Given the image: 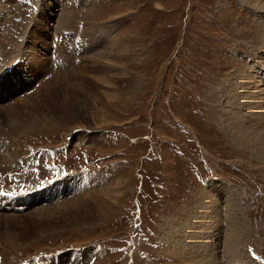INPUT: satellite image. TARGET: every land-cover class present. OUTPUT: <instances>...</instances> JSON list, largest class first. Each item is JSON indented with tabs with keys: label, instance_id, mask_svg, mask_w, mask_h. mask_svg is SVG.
<instances>
[{
	"label": "rangeland",
	"instance_id": "rangeland-1",
	"mask_svg": "<svg viewBox=\"0 0 264 264\" xmlns=\"http://www.w3.org/2000/svg\"><path fill=\"white\" fill-rule=\"evenodd\" d=\"M66 1L0 0V154L11 155L0 156V193L41 196L34 206L0 207V264L45 263V255H56L45 264H181V245L203 247L192 233L206 193L216 198L213 184L226 187L233 222L244 227L239 256L264 264V150L256 153L234 117L247 95L264 100V0H77L73 10ZM76 34L85 45L74 50ZM58 36L72 39L52 48ZM76 63L78 76L63 83L62 68ZM41 85L46 100L27 110L22 97ZM118 181L115 199L103 187ZM79 196L87 203L71 216L32 220L56 197ZM216 202L211 213L224 215L227 203ZM227 254L222 264L236 258Z\"/></svg>",
	"mask_w": 264,
	"mask_h": 264
},
{
	"label": "bare ground",
	"instance_id": "bare-ground-1",
	"mask_svg": "<svg viewBox=\"0 0 264 264\" xmlns=\"http://www.w3.org/2000/svg\"><path fill=\"white\" fill-rule=\"evenodd\" d=\"M66 1V0H65ZM75 2H77V0H67L66 1V3L67 4H65V5H70V6H68L69 8L71 7L72 8V10L74 9V8H76L78 5L75 3ZM80 2V1H79ZM61 4H62V6H63V4H64V2H61ZM79 4V3H78ZM85 4H87L86 3V0L84 1V3L82 4V2H81V6L83 5V7H84V5ZM79 5V6H80ZM73 6H75V7H73ZM95 5H94V3H92V2H90V5L89 6H87V8H89V9H93V7H94ZM67 10V9H66ZM70 10V9H69ZM68 10V11H69ZM61 13H63V15L65 16V17H67L70 13H71V11H69V12H61ZM42 30V29H41ZM74 31V30H73ZM61 32V31H60ZM53 33H59V31H54ZM69 34V33H68ZM32 35V34H31ZM36 35H37V33H36ZM62 35H64L63 33H62ZM77 36H75L74 38H75V40H77L76 41V43H78V44H76L78 47L77 48H74V50H77L78 48H79V46H81V42H82V46H83V39H81V35H78V34H76ZM66 36V35H65ZM80 36V37H79ZM29 38H30V36H28ZM32 37H34L35 39H34V44L35 43H42L43 42V37L42 36H40V35H37V37H35V36H32ZM71 37V36H70ZM70 37H64L63 36V39H60V37L58 36V37H56V39H57V44L58 43H60V42H71V39L72 38H70ZM264 39V38H263ZM133 41V40H132ZM106 43V42H105ZM130 43V42H129ZM68 44V43H67ZM73 44H75L74 42H73ZM118 44V43H117ZM85 45V44H84ZM91 45V44H90ZM58 46V45H57ZM117 46V45H116ZM64 47V48H67L68 46L67 45H65V46H60V48H58V49H60L61 51H66L67 50V52L69 53L70 52V50H68V49H62V48ZM74 47V46H73ZM70 48V47H69ZM87 50H90L91 49V47L89 46V45H87ZM95 48V47H94ZM104 48V47H103ZM114 48V47H113ZM112 48V49H113ZM33 49V48H32ZM73 49V48H72ZM116 49V48H115ZM59 50V51H60ZM91 50H93V49H91ZM102 50V49H101ZM106 50V49H105ZM121 50V49H120ZM59 51H57L58 53H59ZM79 51V50H78ZM104 50H102V53H104L103 52ZM110 51V50H109ZM112 51V50H111ZM113 51H115V50H113ZM31 52V51H30ZM32 53V52H31ZM63 52H61V54H62ZM67 53V54H68ZM74 53V52H73ZM72 53V54H73ZM108 53V52H107ZM121 53V52H120ZM24 54V53H23ZM66 54V53H65ZM98 54H100V53H98ZM109 54V53H108ZM115 55V53H112V55ZM69 55V54H68ZM67 55V56H68ZM74 55V54H73ZM95 55V54H94ZM35 56V53H33V57ZM65 56V55H64ZM71 56V54L69 55V58H71L70 57ZM78 56H79V54H78ZM105 56H107V54H105ZM58 57V56H57ZM82 57V56H81ZM110 57H112V56H110ZM66 58V57H65ZM73 58V57H72ZM101 58V57H100ZM60 59V58H59ZM64 59V58H63ZM68 59V58H67ZM62 60V59H61ZM113 60H115V59H113ZM64 61V60H63ZM67 61V60H66ZM69 61V60H68ZM37 62H38V66H40V67H43V69L41 70V72H43V70H46V69H48L45 65L47 64V60H46V58H45V60H44V62H42L40 59H38L37 60ZM62 62V61H61ZM69 62H71V61H69ZM63 63V62H62ZM55 64H56V62H55ZM57 65V64H56ZM63 65H68V64H63ZM73 65V64H72ZM61 66V65H60ZM62 67V66H61ZM58 68V67H57ZM65 67H63L62 68V70H61V74H59V78L61 77L62 79V82L63 83H68L69 82V79H70V77L69 76H72V77H77L78 76V74H79V72H78V69L80 68V66H79V64H77L76 63V65L75 66H73V68H71L69 71L68 70H63ZM60 69V68H59ZM81 69V68H80ZM47 71V70H46ZM45 71V72H46ZM102 72V71H101ZM56 73V72H55ZM59 73V72H58ZM39 74H40V72H39ZM43 74V73H42ZM71 74V75H70ZM52 76V75H51ZM68 77H69V79H68ZM79 77H81L80 75H79ZM101 77V76H100ZM102 77H104V76H102ZM107 77V76H106ZM54 79V78H53ZM68 79V80H67ZM75 79V78H74ZM41 80V79H40ZM50 81V80H49ZM53 81V80H52ZM41 82H43V84L46 86V82L44 83V81L42 80ZM106 82V81H105ZM42 84V83H41ZM42 84V85H43ZM107 84V83H106ZM239 84V83H238ZM42 85L39 87L38 86V88H35L34 89V91L31 93V95H28V96H24V97H22L23 98V102H25V106H26V108H27V110H30L31 109V111L32 110H34V109H36V108H39L42 104H43V102L46 100V98H47V94H44V91L42 90ZM49 85H50V83H49ZM241 85V84H240ZM246 86H248V85H246ZM250 86V85H249ZM51 87V86H50ZM241 88V87H240ZM46 89V88H45ZM243 89H245V88H243ZM252 91V90H251ZM247 92V91H246ZM252 93H253V91H252ZM244 94V93H243ZM254 95V94H253ZM245 97V96H244ZM239 100H240V98H238ZM241 99H242V96H241ZM246 99H247V101H245L247 104H244V102H242L243 104H244V106L246 107L245 109L246 110H243L242 108H241V106H243L241 103V106H240V104L238 105L239 106V112H238V110H237V112H234L235 114H234V117L235 116H237L239 113H240V115L243 117H241L243 120H241L242 122H239V123H237V125H235L236 127H237V129H239L240 131H243V132H247V134L249 135L247 138H252V139H254L255 141H256V153L257 152H260V150H264V148L262 147V142L264 141V100H263V98H262V96H255V97H250V95H247L246 96ZM244 101V100H243ZM21 103H22V101H21ZM236 104H237V102H236ZM19 105V104H18ZM24 105V104H23ZM236 107V106H235ZM10 108V107H9ZM18 108H19V106H18ZM234 108V107H233ZM242 109V110H241ZM37 110V109H36ZM10 111H13L14 113H9ZM35 111V110H34ZM236 111V110H235ZM8 115L9 116H12V115H10V114H17V113H19V110L17 111V109H15V107H13V108H10L8 111ZM24 112V111H23ZM23 116V115H22ZM27 116V115H26ZM15 117V116H14ZM232 117V116H231ZM6 118H7V116H6ZM11 118V117H10ZM239 118V117H238ZM14 119V118H13ZM232 119H233V117H232ZM234 119H236V118H234ZM1 120V119H0ZM18 120V119H17ZM238 120H240V119H238ZM1 122H2V120H1ZM5 122V121H4ZM233 122V121H232ZM77 123V122H76ZM75 126H73V129L74 130H79V129H85L86 127L87 128H90V127H88L86 124H81V123H79V124H75V123H73ZM86 130V129H85ZM84 135V134H83ZM81 137V136H80ZM233 138L235 139V140H239V139H242L243 137L241 136V135H239L238 134V132H234L233 133ZM246 138V137H245ZM80 139V138H79ZM4 145V144H3ZM255 145V144H254ZM6 148H8L7 146L5 147V151H8V150H10V149H6ZM2 149V148H1ZM11 151V150H10ZM8 153V155H2V154H4V153H1L0 154V156L2 157H4V158H7L8 157V159L9 158H11V155H9V152H7ZM2 157V158H3ZM7 159V160H8ZM2 162V161H1ZM262 162V161H261ZM91 176V175H90ZM86 177V176H85ZM87 177H88V175H87ZM95 177V176H94ZM73 178H69L68 179V181H70V180H72ZM86 180V179H85ZM84 180V177H83V181H85ZM88 180V179H87ZM99 180H101V178L99 179ZM90 181V180H89ZM95 181V180H94ZM103 181V180H102ZM82 182V181H81ZM101 182V181H100ZM104 182H106V181H104ZM124 182V181H123ZM70 183V182H69ZM69 183H67L66 182V184H65V186L63 185L62 186V188L61 187H59V188H56L55 190H53L52 191V193H48L47 194V198H48V200H46V201H51V196H53L54 194H57V193H61V192H63V191H65L67 188H68V185H69ZM89 184V183H88ZM86 185V184H85ZM99 185V184H98ZM110 185V184H109ZM88 186V185H87ZM111 186V185H110ZM210 185L208 184V187H209ZM212 186V188H209L210 189V193H211V195H214V196H216V198L214 199V197L212 198L211 196H209L210 194L207 192L206 193V197L209 199V201L211 202V201H224L225 203L223 204V205H226V203H227V205H228V203L230 202V198L228 197V196H224L223 195V193H225V195H226V187H224L223 185H215V184H213V185H211ZM60 188H61V190H60ZM82 188V187H81ZM104 188V190H110V191H112V193H113V196H114V198L116 199V198H119L120 197V195H121V193L123 192V183H122V181H118V182H116L115 183V186H112V187H109V186H105V187H103ZM101 190V189H100ZM72 191H73V189H72ZM102 191V190H101ZM107 193V192H106ZM79 194V193H78ZM81 194V193H80ZM108 194V193H107ZM111 194V193H110ZM68 195V194H67ZM71 195V194H70ZM112 195V194H111ZM40 195H36V197H32V198H30L29 199V197L28 198H25L26 200H24V198L22 197L21 198V200H23L22 202H23V204L24 205H28V206H34L35 205V202L36 201H38V200H40ZM50 197V198H49ZM112 197V196H111ZM46 197H45V199H47ZM71 198V197H70ZM85 198H87L86 196H79V197H75L74 198V200L73 201H64L63 199H61V200H58V198L56 197V199H55V201H57V202H55V203H53V205L51 206V205H45V206H47V207H44V206H40V208L38 209V210H36V211H32V213L34 214V215H32V217H34L32 220L35 222V224L37 223V224H41V223H48V222H50V220L52 221V220H57V219H59V218H61V217H65L64 215H67L68 214V216H71L72 215V213H73V209H80L81 210V207H82V205H85L86 203H87V199H85ZM36 199H38V200H36ZM44 199V198H43ZM73 199V198H72ZM210 199H213V200H210ZM71 200V199H70ZM108 200V199H107ZM114 200V199H113ZM44 202V201H43ZM210 202H206L205 204H203L205 207L207 206V208L206 209H208L207 211H205L204 212V214H201L200 216H201V222L199 221L198 222V225H201V228H200V226H195V230H194V232L192 233L193 234V237H196V236H200V237H202V239H201V241H200V244L203 246H201L202 247V249L201 248H198V247H195V245H190V243L192 242V240L190 241V243L188 244L187 243V245H185V246H183V245H181L180 247H179V250L181 249V251H179L178 253H177V258H178V261H180L181 262V264H222L223 262H222V259H226L225 258V253H228L227 255H229L230 253H232L236 258L233 260V262L232 261H226L225 260V262H224V264H251L250 262H248L246 259H241V258H244V256L242 257V256H239V255H241V250H240V247H242L241 246V243H243V242H241L242 240H243V237H245L244 236V227H243V225H242V227H239V226H237L234 222H233V219H234V217L233 216H231V214H230V206L228 205V208H227V206H226V210H225V214L224 215H220V214H218V213H211V211H210V209H209V206H210ZM69 203H71L72 204V206H71V204H69ZM217 203V202H216ZM44 205V204H43ZM70 205V206H69ZM39 207V206H38ZM44 207V208H43ZM221 207V206H220ZM203 208V207H202ZM35 210V209H34ZM72 211V212H71ZM75 211V210H74ZM78 211V210H77ZM220 212V211H219ZM84 214H86V213H84V212H79L78 211V216L77 217H74V218H76V219H78V218H80V217H82V219H84L85 217H84ZM99 214V213H98ZM96 216V218L98 217V215H95ZM96 218H94V219H96ZM203 218V219H202ZM89 220H91L90 218H88V221ZM83 220H78V221H75V223H77V224H80L81 222H82ZM96 221V220H95ZM221 221L222 222H224L223 223V230H226V235H225V237L223 238V241L221 242V243H223L222 245H221V247H222V253H220V254H222V257L221 256H217L216 258H214V251H218L219 249H221V247L219 248V249H217L219 246H217V245H219V244H217L218 243V237L220 236V233H221V229H219V227L220 226H222V225H220V223H221ZM87 222V221H86ZM91 222V221H90ZM71 222H69L68 223V225L70 224ZM84 223H85V221H84ZM233 223V224H232ZM238 223H241V222H238ZM74 224V223H73ZM76 225V224H75ZM60 226V225H59ZM48 227V226H47ZM55 228V227H54ZM200 229V230H199ZM192 231V230H191ZM196 231H198V233L196 234ZM224 233V232H223ZM223 233H221V234H223ZM224 235V234H223ZM242 235H243V237H242ZM221 238H222V236H221ZM199 239V238H198ZM203 240V241H202ZM193 241H194V239H193ZM196 241V240H195ZM198 243V242H197ZM199 245V244H198ZM192 248H191V247ZM183 247H185L186 248V250L185 249H183ZM216 249V250H215ZM215 252V253H216ZM176 254V253H175ZM176 256V255H175ZM198 256V258H196ZM213 256V257H212ZM230 256H231V254H230ZM234 256H232V257H234ZM206 257H212V258H206ZM231 257V258H232ZM228 259V258H227ZM68 260V259H67ZM66 260V261H67ZM62 261V260H61ZM52 262V261H51ZM50 262V263H51ZM177 262V261H176ZM232 262V263H231Z\"/></svg>",
	"mask_w": 264,
	"mask_h": 264
}]
</instances>
